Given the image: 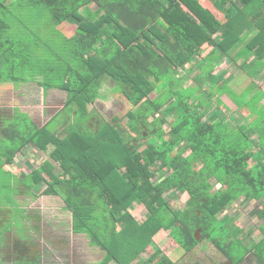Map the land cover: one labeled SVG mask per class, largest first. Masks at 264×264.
I'll use <instances>...</instances> for the list:
<instances>
[{
    "label": "trees",
    "instance_id": "1",
    "mask_svg": "<svg viewBox=\"0 0 264 264\" xmlns=\"http://www.w3.org/2000/svg\"><path fill=\"white\" fill-rule=\"evenodd\" d=\"M211 1L224 17L201 0H0V87L31 82L66 92L64 107L43 126L15 109L0 128V169L28 145L45 152L41 165L11 180L34 198L60 196L72 231L104 252L100 264H183L164 253L165 243L188 254L205 239L232 264L249 254L264 264V91L253 80V118L233 125L222 111L227 70L218 69L226 57L255 77L264 69V0ZM14 7L32 10V21L12 20ZM44 15L51 39L19 42V32ZM61 23L74 26L72 40ZM107 78L125 113L96 114ZM228 95L236 102L231 89ZM212 101L217 109L207 111ZM185 191L184 206L173 208L169 196ZM258 199L257 242L220 215ZM136 203L146 209L142 222L131 213Z\"/></svg>",
    "mask_w": 264,
    "mask_h": 264
},
{
    "label": "rangeland",
    "instance_id": "2",
    "mask_svg": "<svg viewBox=\"0 0 264 264\" xmlns=\"http://www.w3.org/2000/svg\"><path fill=\"white\" fill-rule=\"evenodd\" d=\"M201 2L205 7H208L220 17H224L223 11L216 8L211 0H201ZM92 7L95 9V6ZM12 9V12L14 13L12 20L32 21V17L29 15H31L33 11L29 8L18 11L15 10L18 9L15 7ZM47 22L48 16L44 15L42 19L37 22L39 24L38 26L34 25V27L30 26V28L25 27L26 29H24V31L19 32L21 38L20 40L18 39L19 42L26 40L33 41L34 39H36L35 41L42 39H45L46 41L48 38L51 39V31H53V29H51L52 27L49 26ZM15 28L16 27L13 28V32L16 31ZM58 28L72 40L74 34L73 25H70L69 23H61L58 25ZM34 48L36 47L34 46L33 49L31 48L32 52L36 55L42 54L37 50L35 51ZM23 50L24 53H26L28 49L23 48ZM232 64L233 63L230 59L226 57L218 67L219 70L227 69L228 74H226L227 77L225 80L229 82V87H227L228 94L231 89L237 95L234 99L236 102L232 101L227 93L222 96L224 99L222 101V111L225 113V117L227 116L228 119L232 120L233 125L245 123V125L248 126L250 123L249 119L251 120L253 118V112H251L253 111V91L255 89H262L264 91V69L258 76L255 77L252 75L253 68L250 70V72L252 71V74H249L247 70H239L236 65ZM186 73H189V70L186 71ZM195 73L196 69H193L189 73V79L187 80L188 83H191V79L194 78ZM232 75H234V77H232ZM253 80L256 83V88L254 90H252ZM29 81L30 80L27 79L26 82ZM114 86V81L109 78H107L103 83L100 89V93H102V95L93 105V107L97 110V115L103 114L105 117H111L115 113H125L127 110V104L124 99L120 97V95L115 93L116 87ZM248 91L249 93L243 97V95ZM154 96L155 92H152L150 97ZM65 99L66 92L58 89H49L46 93L44 92L42 86L35 83L30 82L17 84L14 81L3 82L0 87V128L2 125L9 123L10 120L14 118L11 117V115L15 112L17 107L20 108L21 111L28 112L38 125L43 126L64 107ZM244 99L248 102L249 108L244 107V109H240V106L237 105H240ZM210 104L211 105L207 108V111L217 109V104L214 101L210 102ZM97 115L92 122L93 128L97 123ZM247 115L248 118H245ZM126 122L127 119L124 118L122 123L125 125ZM123 132L125 135L132 138L135 136V134L132 133L126 125L123 128ZM254 139H256V136H254ZM1 144L4 146L11 143L8 142L7 139H3ZM31 149V155L27 156L26 161H23L22 165L18 164L20 162L15 161L14 158L13 162L9 163L8 167H6L8 169H6L5 166L2 170L0 169V208L9 210V212H7L8 217L6 221L3 220L4 218H0V253L4 252L5 248L8 249L7 245H5V248L4 245H2V233L5 230H8L13 226L17 229L19 236H26V226L21 219V214L23 212L21 208L23 206L27 213H30L29 215L31 219H28V221L29 225L31 224L34 226V233L39 241L37 243H41V245L45 246L41 249L44 252L42 255H39V261L41 264H100V260L102 259L104 252L98 247L91 246L86 235L75 234L72 231L71 211L64 207V202L60 196L40 195L38 198H34L32 193L25 192V188L19 186V178L11 180L12 176H14L13 172H17V174L29 172V168L41 165L43 160L46 159L47 154L38 156L34 147H31ZM3 157V153H0V159ZM28 159H31V162H29ZM0 161L3 160L1 159ZM15 182H17V184L13 186V183ZM18 187L20 189L17 193ZM42 188H34L32 192L37 194ZM169 197L173 208H182L189 196L185 191L182 194L176 193L175 195L173 194ZM244 205L245 202H242L241 204L240 202L233 203L228 206L223 213H221L220 218L222 220H227L229 224L233 221V223L239 225L240 227L243 226L244 232L254 233L252 238L254 241L258 242L262 238V235L258 230V226L261 221L254 213H251L256 204L252 202L249 205ZM140 206L141 207H137L140 208V211L142 210V215H144V211L146 210L144 206ZM5 216L6 215L2 217ZM36 228H38L39 236H37L35 232ZM201 238L202 237L200 236V240ZM253 239L250 244H252ZM177 244L172 242L169 247L164 248V253H168L170 258L174 261H182L183 264H193L194 262H202L206 264H232L231 261L227 260L225 256L219 253V251L208 241V239L201 241V243L188 254H185L184 251L177 246ZM156 246H150L149 251L152 252ZM5 254L6 253L4 252L2 259L0 256V264L12 263L11 261L13 260V257ZM25 260L26 258L23 257L14 264H34L33 261ZM39 261H35V264H39ZM242 264H256L253 255L249 254Z\"/></svg>",
    "mask_w": 264,
    "mask_h": 264
},
{
    "label": "crops",
    "instance_id": "3",
    "mask_svg": "<svg viewBox=\"0 0 264 264\" xmlns=\"http://www.w3.org/2000/svg\"><path fill=\"white\" fill-rule=\"evenodd\" d=\"M225 70H227V69H225ZM226 74H228V72H226ZM225 74V76H227ZM235 74H238V73H235ZM234 74V75H235ZM234 75H232V77H234ZM15 106H17V105H15ZM18 108V107H17ZM10 117V116H9ZM31 147L33 148L34 147V145H28V146H26V147H24L23 149H22V151H20L16 156V158H15V161H17V162H20V163H18V164H20V165H22V163H23V161L25 162L26 161V159H27V156L28 155H31V153H30V150H32L31 149ZM34 149H35V151H36V153L38 154V156L39 155H42L43 156V154H46L45 152H43V151H41V150H38L37 148H35L34 147ZM46 156V155H45ZM29 160V162H31V159H28ZM36 167H38V166H36ZM6 168V167H5ZM34 167H31V168H29V172H25V173H21V174H17V172H13L15 175H27V174H29L32 170L31 169H33ZM13 170V169H12ZM14 185L15 184H17V182H15V183H13ZM20 187L22 186V187H24L25 188V192H28L27 191V188L23 185V183L22 182H20V185H19ZM20 188L18 187V190H19ZM17 195V194H16ZM237 202H240V204L242 203V202H245V201H237ZM255 203L256 205L253 207V209H252V211H251V213L253 214V213H255L256 214V210H258V209H260V207H261V200L260 199H258V200H254V201H250V202H248V201H246L245 202V205L244 206H246V205H249L250 203ZM137 206H139V207H141L139 204H134L133 206H132V210H131V213L134 215V217L139 221V222H142L144 219H145V217H146V211H144V215H142L143 213H142V210L140 211V208H138ZM64 207H65V205H64ZM143 207V206H142ZM145 208V207H144ZM22 210H23V212H22V214H21V219H22V221H23V223H25V226H26V230L25 231H27L26 232V236L25 237H21V236H19L18 235V232H17V229L15 228V227H11L10 229H8V230H5L2 234H3V239H2V245H4V248H5V245H7V247H8V249L7 248H5V255H9V256H11V257H13V260L11 261L12 263H10V264H14L15 262H18L21 258H23V257H25L26 258V260L25 261H33V263L35 264V261L37 262L38 261V259H39V255H42V253L44 252L43 250H41V249H43V247H45V246H43V245H41V243L40 244H38L37 242H39L38 240H37V238H36V235H35V233H34V226L33 225H29V221H28V219H31L30 218V213L28 212L27 213V211H26V209L22 206V208H21ZM146 210V209H145ZM7 212H9V210L8 209H1L0 208V218H4L3 220L4 221H6V219H7V217H8V215H7ZM72 214V213H71ZM4 215H6L5 217H2V216H4ZM30 227V228H29ZM243 227V226H242ZM29 229V231H28V229ZM35 232H36V234H37V236H39V232H38V228H36L35 229ZM198 233H199V235H200V229H198V231H197ZM196 232V233H197ZM201 236V235H200ZM200 239V238H199ZM60 241V240H59ZM170 244H172V242L170 243V241L169 242H166L165 243V245L163 246V248H167V247H169L170 246ZM176 244V243H175ZM92 246V245H91ZM178 246V245H177ZM1 247V246H0ZM95 247V246H94ZM4 252H1L0 253V256H1V259H2V256H3V253ZM174 252V251H173ZM166 254H168V253H166ZM168 256H169V254H168ZM170 257V256H169ZM4 258V257H3ZM111 264V263H110Z\"/></svg>",
    "mask_w": 264,
    "mask_h": 264
},
{
    "label": "water",
    "instance_id": "4",
    "mask_svg": "<svg viewBox=\"0 0 264 264\" xmlns=\"http://www.w3.org/2000/svg\"><path fill=\"white\" fill-rule=\"evenodd\" d=\"M196 236H197V238H198V239L200 238V235H199V233H198V232H197V235H196Z\"/></svg>",
    "mask_w": 264,
    "mask_h": 264
},
{
    "label": "clouds",
    "instance_id": "5",
    "mask_svg": "<svg viewBox=\"0 0 264 264\" xmlns=\"http://www.w3.org/2000/svg\"><path fill=\"white\" fill-rule=\"evenodd\" d=\"M44 160H45V159H44ZM44 160H43V161H44Z\"/></svg>",
    "mask_w": 264,
    "mask_h": 264
}]
</instances>
